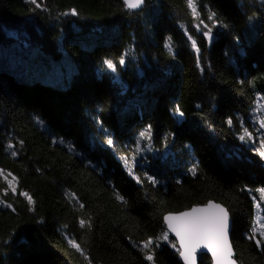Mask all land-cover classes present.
Masks as SVG:
<instances>
[{"label": "trees", "instance_id": "obj_1", "mask_svg": "<svg viewBox=\"0 0 264 264\" xmlns=\"http://www.w3.org/2000/svg\"><path fill=\"white\" fill-rule=\"evenodd\" d=\"M192 2L0 0V264H182L164 216L209 201L264 264V0Z\"/></svg>", "mask_w": 264, "mask_h": 264}, {"label": "snow or ice", "instance_id": "obj_2", "mask_svg": "<svg viewBox=\"0 0 264 264\" xmlns=\"http://www.w3.org/2000/svg\"><path fill=\"white\" fill-rule=\"evenodd\" d=\"M30 2L36 5V7H40V4L37 3V0H30ZM123 3L128 9H136L141 6L143 0H123ZM188 3L189 7L192 9L193 15L198 16L192 0H188ZM71 14L76 15V12L73 11ZM215 16V12H210L208 18L210 20H214ZM210 31L211 29H209V33ZM206 35H208V33H206ZM165 47H168L169 50H171L170 44L166 43ZM193 48H195V43H193ZM124 63L125 60L123 57H121L120 64L123 65ZM106 64L109 69L114 70L115 66L110 61H107ZM176 112L179 116H183V113L180 112L179 109H177ZM228 123L231 125V119L228 120ZM259 123L261 128H264V120L259 121ZM150 136L151 131L149 129L140 133L139 140L150 138ZM245 137L251 139V134L247 129L244 130V133L241 135L240 139L244 140ZM106 143L109 146H112L113 140L109 138L106 140ZM8 147L11 148L12 145H9ZM136 151H140L139 141ZM13 155H15V153H13ZM258 155L261 158H264V143L261 144V148L258 150ZM125 163L127 164V161H125ZM189 171L195 174L196 169L192 168L189 169ZM129 174H132L131 167H129ZM133 178L137 179V182H139L138 178L135 176ZM13 180H15V177H13ZM11 186L12 185L10 184V187ZM13 191H15L14 187ZM257 191H260L261 194L264 195V189H258ZM116 198L118 200L123 199L119 194H117ZM28 202L29 204L32 203L31 197H28ZM81 207H83V205H81ZM164 219L167 223L168 231L162 233V236L159 237L158 240L162 239L167 241L169 232L175 233L180 243V255L184 259L185 264H195L197 250L201 247L207 248L212 252L213 257L216 260V264H235V262L231 259L232 249L231 245L228 243V213L224 208L220 207L219 205L209 203L205 208H193L190 212H184L178 216L169 215ZM84 223V221H81V226H83ZM257 231H259V229H253V237ZM260 235L262 239H258L256 241L258 247L264 243V231H261ZM69 243L73 248H76L77 251H80V246L78 243L71 240ZM152 243L153 241L149 239L144 244V249H149V246L152 245ZM173 247H175V245H173ZM145 259L148 261L153 260V256L151 255L150 251L146 254Z\"/></svg>", "mask_w": 264, "mask_h": 264}, {"label": "water", "instance_id": "obj_3", "mask_svg": "<svg viewBox=\"0 0 264 264\" xmlns=\"http://www.w3.org/2000/svg\"><path fill=\"white\" fill-rule=\"evenodd\" d=\"M122 2H123V0H122ZM123 4H124V3H123ZM144 5H145V0H143V3L141 4V6H140L139 8H136V9H128L126 6H125V7H126L127 10H129V11H132V12H140V10L142 9V7H143ZM209 203H212V204H214V205H219L220 207H222V208L225 209V207H224L223 205H221V204H219V203H215V202H213V201H209V202L206 203V205H196V206L192 207L191 209L184 210L183 212L172 213V214H166V215L164 216V218H165L166 216H169V215H171V216H178V215H180V214H182V213H184V212H190L193 208H205V207H207V205H208ZM225 210H226V209H225ZM226 212H227V210H226ZM163 222H164L165 229L168 231V227H167V223L165 222V219L163 220ZM231 230H232V226H231V218H230V215H228V243H229L230 245H231V238H230ZM169 236H170L171 239H174V240L176 241V243H177L178 251H179V260H180V263L185 264L184 259H183V258L181 257V255H180L181 248H180V243H179V239H178V237L175 235V233H172V232H169ZM256 241H257V240H255V242H256ZM256 245H257V243H256ZM231 249H232V246H231ZM200 256H205V257H207V258L210 259V262H212V264H216V260L214 259L212 252L209 251L207 248L201 247V248H199V249L197 250L195 264H200V262H199V258H200ZM234 257H235V253H234V250L232 249V257H231V259H232V261L235 262V264H238L237 261L234 259Z\"/></svg>", "mask_w": 264, "mask_h": 264}, {"label": "rangeland", "instance_id": "obj_4", "mask_svg": "<svg viewBox=\"0 0 264 264\" xmlns=\"http://www.w3.org/2000/svg\"><path fill=\"white\" fill-rule=\"evenodd\" d=\"M42 1L43 0H37V3H39L40 5H41V3H42ZM143 8V7H142ZM207 39L210 41V39H211V36L210 35H208L207 36ZM259 129H260V131H259V133L261 132V133H263V135H264V128H261V126L259 125ZM251 139H252V135H251ZM1 178L2 179H6L5 177H3V176H1ZM6 182H7V185H6V189H5V187L4 188H0L1 190H3V192H1V190H0V205H3V206H6V204L2 201V198H1V195H4V194H6V193H8L9 191H11V192H13L14 193V191H13V187L15 188L16 186H15V184H14V180L13 179H11V178H9V179H6ZM10 184L12 185L11 187H10ZM16 190V189H15ZM257 213V215L255 216V228L256 229H259V231H257L256 233L257 234H259L260 235V232L261 231H264V227H262L263 225H261L262 224V217H261V214L259 213V212H256ZM261 236V235H260ZM168 237L170 238V236H169V234H168ZM171 239V238H170ZM172 240H174V239H172ZM175 241V240H174ZM176 242V241H175ZM177 244V243H176ZM177 248H178V246H177ZM210 260V259H209Z\"/></svg>", "mask_w": 264, "mask_h": 264}]
</instances>
